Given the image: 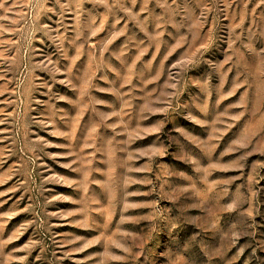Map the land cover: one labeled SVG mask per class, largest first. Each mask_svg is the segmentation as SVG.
Instances as JSON below:
<instances>
[{"label":"rangeland","instance_id":"1","mask_svg":"<svg viewBox=\"0 0 264 264\" xmlns=\"http://www.w3.org/2000/svg\"><path fill=\"white\" fill-rule=\"evenodd\" d=\"M0 264H264V0H0Z\"/></svg>","mask_w":264,"mask_h":264}]
</instances>
